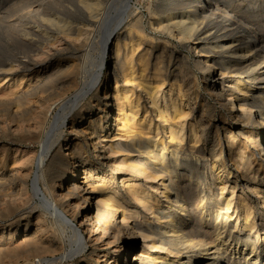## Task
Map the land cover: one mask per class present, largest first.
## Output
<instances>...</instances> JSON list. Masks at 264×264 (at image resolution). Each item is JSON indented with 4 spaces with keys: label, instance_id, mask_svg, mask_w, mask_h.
I'll return each mask as SVG.
<instances>
[{
    "label": "bare ground",
    "instance_id": "obj_1",
    "mask_svg": "<svg viewBox=\"0 0 264 264\" xmlns=\"http://www.w3.org/2000/svg\"><path fill=\"white\" fill-rule=\"evenodd\" d=\"M137 1L76 0L68 17L43 18L51 53L35 73L62 78L37 101L29 75L0 62V108L27 103L28 140L42 144L33 171L37 155L0 150V189L8 158L27 160L21 177L44 209L34 230L0 235V264H75L88 247L98 264H264V36L224 0H182L151 33ZM159 32L191 42L194 58Z\"/></svg>",
    "mask_w": 264,
    "mask_h": 264
},
{
    "label": "rangeland",
    "instance_id": "obj_2",
    "mask_svg": "<svg viewBox=\"0 0 264 264\" xmlns=\"http://www.w3.org/2000/svg\"><path fill=\"white\" fill-rule=\"evenodd\" d=\"M54 1L55 0H0V62L5 59L6 62L8 61L7 64L10 63L11 65L14 64L15 66H17V70L19 68V72L20 73L23 72L21 77H23L24 75L25 76L29 75V77H27L26 79L25 85L27 84V82L30 83L31 91L34 94V97H32V100H36V101L41 99V96H43L42 93L45 88H47L48 92H50L51 90L50 80L55 78V90H56L57 88H59V81H60V78H62L61 74L56 71L55 72L45 71L44 74L41 73L40 75L35 73L36 63L43 61L44 59H47V57L50 55L49 53H51L50 46H49L50 44L48 43L49 41L47 40L46 37H44L45 35L41 31L43 29H49L50 25L47 24L42 19L43 18L52 19L55 17V14L68 17L66 15L68 14L66 8H71L73 5H76V0H60L61 4L63 5V7L60 8V7H55ZM180 1L182 2V0H138L136 3L137 12L140 13L139 16L141 17V19H143V23L146 26V28L148 27L147 31L149 30L148 32H151L152 31L151 29H153V25L154 27H156L157 21L160 19V17L162 18L163 16L166 15V13L170 12L171 10L175 9L176 12H179L181 10ZM224 1H227L229 3L230 2L234 3V5L237 4L236 5L237 11H238L237 13L241 15L243 19L247 21L257 33L264 36V0H224ZM186 10L193 11L195 10V7L193 5L189 8L187 7ZM43 22L44 24L46 23L47 25L46 24L44 25ZM156 38L159 43H162V45L164 44L167 45V50L169 52L171 51L169 49H172V51L173 50L177 52L179 51L182 54V56H184L185 58H189L190 60L194 58L191 42L182 43L179 40H177V38H175L174 36H170L166 32L163 34H161V32L157 33ZM63 56L66 57L67 53ZM18 63L21 64V66L17 65ZM22 63H24L25 65H23ZM98 65L101 66L102 64L98 63L94 65L95 69H97L96 67H98L99 69ZM67 66L68 65L66 64L62 68L66 69ZM111 66H112V63L109 59L107 60V63L104 66L102 65L103 68L102 67L101 68L103 69L104 72H106L108 69L111 68ZM90 68L91 67H89V69ZM191 68L194 69L196 73V69H197L196 64L192 63V61H191ZM196 74L198 76L201 75L200 72L199 74L198 73ZM16 77L21 78L18 75ZM201 81L202 79H200V82ZM92 86H94V84ZM40 87H42L43 90ZM38 89H41V90L38 91ZM200 90L202 94H204L205 91L202 85L200 87ZM37 96L39 99L37 98ZM27 107H28V104L24 103L20 107L12 104L10 105L9 108H7L8 111H5L6 109L2 110V108H0L1 110L0 111V122L2 120L1 124L3 125L4 131H6V132H4L3 130H1L2 132L0 131L1 133L0 134V150H6V149L9 150L10 148V150L13 151L18 148V150L25 152L28 155H31V154L32 155L34 154L35 156L37 155V160L35 164L32 163L30 167L29 165L27 167V160H23L22 163L18 165L16 164L17 165L16 166L15 164H13L15 162L13 161L12 157H10V159L8 158V166H7L8 169H6L8 172L6 173L5 179L9 180L7 181L9 183V186H7L6 189H4L7 195H5L6 193L5 194L3 193L4 192L3 189H0V192L3 191L2 193L4 194L2 195V193H0L1 194L0 195V235H3L5 233L8 234L11 231V229L12 231L16 229V227L18 226L17 224L22 223L23 225L26 223V221L31 222L29 231L34 230L35 222H36L35 219L38 213L44 212L42 204L40 203V201H38V199L34 197V193H33L34 190L32 188L33 187L32 185L33 177H31V175L28 178L26 177V175L24 177H21L24 173L26 174V170L23 167L26 166L27 170L28 168H30L29 171L36 168V163H38L37 161L39 160L40 152H41L40 145H42L39 141L34 142L32 140H28L29 134L27 133V129L25 130V128L27 127L26 125L31 121V116L29 115V113L25 111ZM216 118L217 120H219L218 116ZM3 121L5 124H3ZM48 124L49 122H46L45 125H43L42 128L44 131H45L44 128L48 127ZM17 125L24 127V128L19 129ZM65 131H66L65 136L67 137L65 136L63 137V139L61 140L63 143L65 141L64 139L66 138L69 139L73 137V135L69 133L66 129ZM56 148H58V145L54 147V149ZM53 151L54 150H52V152ZM90 156H91L90 160L93 161L95 164L98 163L100 166L104 165V161L96 159L95 155L92 152ZM13 174H15L16 176H14ZM17 174H19L18 177H17ZM78 176L79 178H82V176L84 175L83 173H79ZM7 177L9 179H7ZM16 178H19V179H16ZM21 179L23 181L25 179V181L24 182L20 181ZM10 180L11 181L17 180V181L11 182ZM25 183H26V186H23L25 185ZM133 184L137 186V185H140L141 182L137 181V182H133ZM14 194L16 195L13 196ZM26 194H27V197H26ZM160 197L161 196L158 195V198ZM26 198H29L28 204L25 201ZM139 207L131 206L128 208L131 211V213L134 215V218L131 219L130 222H132V220H138V219L141 220V217L144 214L142 213V210ZM257 208L259 210L261 209L262 211H264L261 207H257ZM147 216L149 217L148 214ZM46 235L48 234L44 233V236ZM50 235L51 233L48 236ZM66 240H67V243H65L66 244L65 251L63 252L59 251L55 253V257L57 259H60L63 256V254L66 251H68L69 244L74 243L73 233L71 231L67 232ZM142 243H143V239H141L139 244H137V248L138 247L140 248L142 246ZM91 256H95V253L93 252V249L91 247H88L85 253L83 254V258L82 257L78 258L75 264H79V262L82 260H88L90 264H98L95 261V259L94 260H92L91 258H90L91 260L89 259V257ZM58 263H60V261H58Z\"/></svg>",
    "mask_w": 264,
    "mask_h": 264
}]
</instances>
